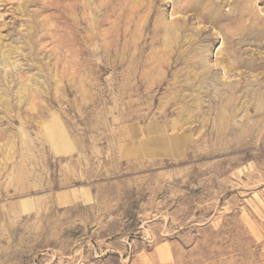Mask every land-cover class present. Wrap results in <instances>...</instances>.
<instances>
[{
	"label": "rangeland",
	"instance_id": "obj_1",
	"mask_svg": "<svg viewBox=\"0 0 264 264\" xmlns=\"http://www.w3.org/2000/svg\"><path fill=\"white\" fill-rule=\"evenodd\" d=\"M202 2L0 0V264H264V0Z\"/></svg>",
	"mask_w": 264,
	"mask_h": 264
},
{
	"label": "bare ground",
	"instance_id": "obj_2",
	"mask_svg": "<svg viewBox=\"0 0 264 264\" xmlns=\"http://www.w3.org/2000/svg\"><path fill=\"white\" fill-rule=\"evenodd\" d=\"M180 1H181L182 5L185 6L186 8L194 6V9H200V14H202L201 15L202 18H207V17H215V18H217L220 15L219 12L217 14H215L217 12L218 8H216L214 6H206V3L203 4L202 0H194L192 2H191V0H180ZM247 1H252V0H243V2H247ZM247 10H248L247 6H245V5L243 6V3H238L236 5V7H235L233 12L234 13L236 12L237 15L240 14V16H244V15L247 14ZM249 26H251L249 28V31H252L253 33H255V32H259V34H261V32L264 33V22L263 21H260V20L259 21L257 20L256 22H255V20L253 22L251 21ZM179 33H181V29H180L179 26H177V27L171 26V27H169L167 29V34L168 35L179 34ZM3 56H4V60H8L10 58V54H8V55L4 54ZM227 58H228V64L226 65L227 71H232L234 69L235 65H238L241 62L238 59H235V58L232 59V56L230 55V53L227 54ZM202 76H203V78H202L203 80L205 78H207V74L205 72L204 73H200L199 72V73L196 74L195 77H196V79H200ZM18 78H20V77H18ZM202 83L203 82H201V84ZM230 93H231L230 99L227 101L226 105L222 107L224 109L223 110L224 113L222 112V114L226 118L228 117V115H227L228 111L231 110V108L235 104L236 99L238 98L236 89H233ZM24 94H25V92H24ZM259 96L260 97H264V93L259 94ZM194 98L196 99V101H200V95L199 94H197V97L195 96ZM180 100H182V101L185 100L184 96L181 95V94L180 95H175L170 100H167L164 104L161 105L162 106V111H163V113H162L163 114V118H166V116L174 113V111H172L170 108H172L173 105L175 106L176 104H178ZM252 101H253V99H251V102ZM198 108H201V106H199ZM262 108H263V110H262ZM260 111H262V112H260ZM255 113H256L257 116H259L260 114H264V104L262 105L261 110L259 109ZM180 114H181V119H179V121H177L176 123H173V125L171 127V130L174 131V133L173 134H169L168 139H173V138H177V137L186 139V136H182L181 137L179 135H183L186 132V130L191 129V128L187 127V125L188 124H192L193 122H195L201 116L202 113L200 111L194 112V110L191 111V112H188V109H184V110H182L180 112ZM164 122L167 123L168 120L165 119ZM223 124H225V123H223ZM131 129H133V128H131ZM167 131H169V127L168 126H159V125H157L155 127H150V128H141L139 131H135V132H136V135L138 133L140 135L148 134V135H151V136L154 135V137H158L157 135L160 136L162 133H167ZM175 131H177V132H175ZM143 144H144V147L149 146L148 145L149 142H146V143H143ZM160 145H162V144H160V141H159V143L157 144V149H158V147Z\"/></svg>",
	"mask_w": 264,
	"mask_h": 264
}]
</instances>
